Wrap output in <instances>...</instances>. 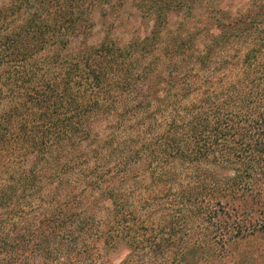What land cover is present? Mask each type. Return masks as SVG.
<instances>
[{"label":"trees","instance_id":"1","mask_svg":"<svg viewBox=\"0 0 264 264\" xmlns=\"http://www.w3.org/2000/svg\"><path fill=\"white\" fill-rule=\"evenodd\" d=\"M234 1L0 0V264H264V0Z\"/></svg>","mask_w":264,"mask_h":264},{"label":"rangeland","instance_id":"2","mask_svg":"<svg viewBox=\"0 0 264 264\" xmlns=\"http://www.w3.org/2000/svg\"><path fill=\"white\" fill-rule=\"evenodd\" d=\"M247 1L248 0H235L234 1L235 2L234 7H238L240 5H245L247 3ZM173 18L175 20V17H173ZM138 21L139 20H137V18L132 19L130 21H127V23L125 24V28H126L125 29L126 30L125 39H128L131 36L136 24H138ZM145 35L146 34L143 33V36H145ZM74 46H76V44H72L71 47H74ZM69 50L71 51V49H69ZM69 50H65V51H63V53L64 54H69V52H70ZM57 53H58V50L56 49V47L48 46V48H46V49L40 51L39 53H37L36 54V58H39V59H46L47 58V60H48L49 58L55 57Z\"/></svg>","mask_w":264,"mask_h":264}]
</instances>
